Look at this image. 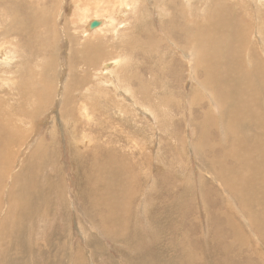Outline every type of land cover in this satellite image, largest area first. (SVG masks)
Wrapping results in <instances>:
<instances>
[{"label": "rangeland", "instance_id": "1", "mask_svg": "<svg viewBox=\"0 0 264 264\" xmlns=\"http://www.w3.org/2000/svg\"><path fill=\"white\" fill-rule=\"evenodd\" d=\"M193 2H196V6L192 7L189 12L197 14L199 18L208 16L214 4H218L219 7L224 4V9L228 13H225L226 16L228 15V21L246 28L245 36L248 43L244 45V50L248 46L257 48L259 45V53H261L263 44L258 43V37L254 38V31L256 27L259 28L260 24L263 23L264 25L263 0L262 2L259 0H193ZM146 4L149 6V3ZM81 8H84V5ZM65 12H68L67 18L71 27L75 25L85 26L87 24L88 28H91L90 23L94 24L100 21L99 19L102 21V17L91 15L86 19L84 18L80 23L74 24L71 22V16L75 12L72 9ZM157 14L154 16L156 20L159 18ZM247 14L248 16L246 17ZM259 16L261 20H259ZM131 18L130 16L129 19L124 20L125 22L122 23L123 25L121 24L122 28L120 27V29H123L126 25L125 23H128ZM150 18L152 17L149 16L147 19V25H150ZM239 19L241 22H237ZM99 24L98 27L101 26V23ZM58 26L63 27L59 23ZM125 27L127 28V26ZM95 28L97 26L93 29ZM261 33V39L264 40V28H262ZM166 36L160 35L161 46L164 48L161 53L163 62L171 59L176 60L181 57V54L174 51L175 47ZM11 37L9 36L7 41L12 40L13 37ZM102 37L103 35L100 34L82 36L79 40L80 45L88 42L99 43L102 41ZM40 44L41 42L38 45ZM11 45L6 42V47L11 48ZM52 45H55V43L53 42ZM79 48L80 46L76 45L72 47V50L77 52ZM17 49L19 50L15 55L18 57L15 58V61L11 65L6 64V66L3 64V67L0 66V69H2L0 71V83L2 82V77L9 76V73L3 72L4 68L10 69L12 67L11 69L13 70H19L21 63H26L27 58L21 57L20 47ZM51 52L54 57L58 56V49L54 50L45 46L44 57H51ZM110 52L119 56L124 54L123 51H113L111 49ZM145 58L142 55L137 58L136 56L129 57L130 65L129 69H127V74L135 75L136 83L125 81L124 73L126 69H122L124 71L121 70L120 72L121 85H129L128 89L141 102L138 105H143V108H140L142 112H138V109L134 108L130 100L124 99L125 97H118L115 91H109V93L103 91L108 87V84H105L107 79L101 77L106 76L102 71H96V75L91 73L92 81H88L84 89V95L88 97L87 100L89 101L84 104L88 107L87 112L89 115H87V112L86 114L82 113L84 112L83 108L77 101L71 104V106L73 105L72 107L70 106L72 112L70 110V112L66 111L63 116L58 115V107H55L53 112V103L48 104L43 109L38 104L30 107V110L34 109V118L30 120V122L32 121L31 123L23 124L19 130L29 137L36 135L33 141L36 147H41L42 145H47L42 149L49 147L48 158L51 163L44 170V177L41 178V182L48 189L51 183L45 176H49L50 180L58 185V189L54 191L55 193H51V205L47 206L49 210L46 211V215H49V221L45 226H40L38 230L36 228L33 235H30L32 239L30 237L26 239L27 254L24 258L26 263L23 261L24 264H43L44 259H47L48 256L53 262L60 260L61 264H142L144 260L139 261L141 259L137 258L138 255L132 253L133 246L139 238L140 241L146 242H141L142 245H145L143 248L151 245V248L153 246L159 247V244L160 247L164 244L166 247L171 245V254H167V256H176V254L174 255L176 253L174 250L178 251L179 249L175 247L176 244L173 240L171 242L170 237L172 239L176 236L179 241L184 242V238L181 236L184 233V227L179 225L180 223L177 225L169 223H175L177 218L180 221L182 215L183 217L185 216L186 221H184L190 228V233L186 234V239L192 246H195V251H198L199 254L198 261L194 264L199 261L201 263L198 264H205L204 260L206 259L204 258L208 257L201 253L204 252L202 248L210 247L208 245V243H211L209 235H214L216 224H220L222 227L224 225L223 228L228 230L230 227L234 228L237 226L238 229L242 228L245 232V241L235 240L226 245V254L228 256L235 257L239 264H264V250H261L264 249V237L262 235H258L259 237L255 236L254 232L244 221L246 217L244 218L243 216L244 220H242L240 215H238L241 209L240 202L244 203L246 197L251 196L255 200L260 199V197L264 198V179L259 181L264 178V168L255 175L257 171L256 160L258 157L264 158V134H262L264 132V63L262 64L258 61L257 57L255 58V64L250 65L247 63V73L250 78L244 83L242 97L236 94L237 91L235 90L232 91L234 92L233 96L232 93H229L230 97H227L226 93V98L223 97L222 100L217 101L218 107H215V109L211 104L210 98H213L216 94L211 91L212 89L208 88L209 91H205L191 81L187 66L185 65L184 67L183 65L182 68L180 66L183 62L179 64L171 63L170 65V69L181 70L184 73L182 78H177L176 80L167 79L166 77L165 79L162 78V83L158 87V78L154 79V75L151 76L148 71L149 67L153 65V63L149 65L153 58L149 54H146ZM135 59L137 60L135 61ZM148 59L152 61L150 62ZM236 65L235 69H240L239 61H236ZM116 69L118 70L119 67ZM234 72L235 74L233 73L232 78L236 79L237 82L239 73L238 71ZM152 79L155 82L151 85L147 97H144L143 94L139 93L141 92L139 87L147 84L149 86ZM5 83L6 86H4ZM8 84L10 83L2 82L0 85L7 87ZM257 87H261L259 89L263 90L260 94L255 91ZM238 91H240L239 88ZM123 92L129 96L127 92ZM203 92H209V96L206 94L207 97H205V94H202ZM156 94L160 98L163 96L165 102H159ZM0 96V99H3V97L8 99L7 96L1 95V93ZM154 101L158 104H155ZM227 105L231 106L232 109L227 110ZM242 105H246V114L239 110ZM79 106L82 110H80ZM154 106L158 108L155 114L152 111L151 114L149 108L153 110ZM249 109L252 110V114L249 113ZM229 111L233 113L228 114ZM54 113L57 115L55 116ZM209 115L214 121L211 126H205L203 119ZM201 121L202 125L200 126ZM245 122L250 125H243ZM24 134L22 135L25 136ZM213 136L216 137L214 138ZM258 142L260 146H258ZM113 149L114 153L117 154L114 155L118 157L115 165L123 166V171L126 172L125 177L129 178L130 189L134 190V196L132 195L130 204L131 210L125 211L127 213L124 216V220L128 223L127 231L125 230L118 236L119 238L117 237L120 241L113 240V238L103 233L101 234L96 228L93 229L90 225L89 216L87 218L90 221L85 218L81 209L79 210L78 208V206L82 207L83 204L84 175L89 174L95 177L99 170L95 166H91L89 159H92L95 155L103 156L102 150L107 151V156L110 157L108 153L112 152ZM27 155L28 153L25 154L24 158ZM220 157L227 161L224 165H210L211 160L214 159L216 162ZM204 166L207 168V172H205ZM209 169L211 172H208ZM214 170L216 174L218 172L219 174L223 173L218 180L214 179L216 177L213 173ZM47 180L49 183H47ZM7 182H9V179ZM254 187L255 189H253ZM209 189L211 192L207 194L206 190ZM225 191L228 193H225ZM149 194L152 196H149ZM227 196L236 197L238 200L235 198V202H239L236 204H239L240 207L238 206L239 208L236 209ZM232 199L234 200V198ZM11 207L12 202H9L1 216L7 214ZM261 207L263 209L255 211L260 217L264 215L263 200L259 204V208ZM129 212H131V216ZM217 217L218 219L216 220ZM37 218L38 215L36 214L31 216L34 222L37 221ZM171 218H174L173 221H171ZM148 219L151 223L147 227L144 225L149 224V222H146ZM248 219L249 215L247 214ZM208 223L212 224V230H210ZM38 225H35V227ZM151 225L153 231L148 229ZM135 232H140L139 237L136 236ZM78 233H80V236H77ZM147 236L149 237V239L147 238L148 242L145 239ZM130 241L133 242L131 243ZM8 244L0 241V249L6 248ZM58 246L60 249H57ZM127 247L128 249H126ZM57 250H59V253H57ZM78 250L80 252L76 253ZM42 252L43 254H40ZM11 254L14 256L13 253ZM213 255L214 253L211 258H214L213 262H216L215 255ZM130 258L135 263L131 262ZM128 259L131 263L128 262ZM205 262L208 264L207 260Z\"/></svg>", "mask_w": 264, "mask_h": 264}, {"label": "bare ground", "instance_id": "2", "mask_svg": "<svg viewBox=\"0 0 264 264\" xmlns=\"http://www.w3.org/2000/svg\"><path fill=\"white\" fill-rule=\"evenodd\" d=\"M259 1L262 2V0ZM222 2L224 3V1ZM146 3H149V6ZM214 3L216 2L214 1ZM195 4L196 2H193V0H0V66L3 64L11 65L15 61V58L18 57L15 54H17L19 50L17 48L19 47L21 49V57L27 58L26 63H21L19 70H13L11 69L12 67L10 69L4 68L3 72L9 73V76L2 77V82L10 84L7 87H4L6 83L4 86L0 85L1 95L8 97V99L5 97L0 99V241L5 244L9 243L6 248L0 249V264L26 263V260L24 261L25 255L27 254V248L25 247L26 239L30 235H33L36 228L38 230L40 226H45L49 221V215H46V211L49 210L47 206L51 205V193H55L54 191L58 189V185L53 183L49 176H45L51 183L48 189L41 182V178L44 177V170L51 163L48 158V154L50 153L49 147L45 149L42 148L47 145L36 147L33 142L36 135L29 137L19 130L23 124H29L30 120L34 118V109L30 110V107L38 104L43 109V107L53 103L52 110L58 107V115L63 116L64 112L70 110L71 104L77 101L83 108L84 112L82 113L86 114L88 107L84 103L89 101L87 100L88 97L84 95V89L88 81H92L90 77L91 73L95 74L96 71H102L106 76L101 77L106 78L105 84H108V87L103 91L106 93L115 91L118 97H125L124 99L130 100L131 104L139 112L143 108V105H138L141 102L128 89L129 85H121L120 72L122 69H126L124 73L125 81L129 83L135 82L136 76L127 74V69H129L130 65L129 57L136 56L137 58L142 55L145 58L146 54H149L153 58V61L148 59L150 62L152 61L149 65L153 63L148 71L151 76L154 75V79L158 78V87L162 83V78L165 79L166 77L167 79L171 78L173 80L182 78L184 73L181 70L170 69V65L171 63L179 64L183 62L184 64L182 63L180 66L181 68L183 65L184 67L185 65L187 66L191 81L202 87L205 91H209L208 88L212 89L211 91L216 94L213 98H210L214 108L218 107V100H222L223 97L226 98V93L227 97H230L229 93H232L233 96V90L237 91L236 94L242 97L244 83L250 78L247 73V63L250 65L255 64L256 57L258 61L262 64L264 63V40L261 39L262 28H264L263 23L260 24L259 28L256 27L254 31V38L258 37V43L263 44L261 53H259V45L257 48L248 46L244 50V45L248 43L245 36L246 28L228 21V15H225L227 12L224 9V4L220 7L218 4H214L209 15L203 18H199L197 14L189 12L192 7L196 6ZM83 5L84 8H81ZM70 9L75 12L71 16V22L74 24L80 23L84 18L86 19L91 15L99 18L102 17V21L99 19L100 21H97L98 24H96L97 22L94 24L90 23L91 28H88L87 24L85 26L75 25L71 27L70 21L67 18L68 12H65ZM156 14L159 15L157 20L154 17ZM130 16L132 17L131 20L125 23L126 25L124 24L127 28L124 26L123 29H120V27L122 28V23L129 19ZM149 16L152 18H150V25H147L146 22ZM233 18L235 20V16ZM259 20H261L260 16ZM237 22H241V20L239 19ZM58 23L63 27H59ZM99 23H101V26L98 27L100 25ZM230 24L231 26L229 27ZM96 26L97 28L93 29ZM164 32L165 34H163ZM96 34L103 35L101 42L96 44L88 42L80 45L79 40L82 36L87 37ZM160 35H167V39L175 47L174 51L181 54L180 59L162 61L161 53L164 51V48L161 46ZM9 36H12L13 39L7 41ZM6 42L12 44L11 48L6 47ZM40 42L41 44L38 45ZM53 42L55 45H52ZM76 45L80 46L79 51L73 52L72 47ZM45 46L46 48L51 47L54 50L58 49V56L54 57L51 52V57H44L43 52L45 51ZM64 47L65 49L63 50ZM110 49L113 51H123L124 54L123 56L113 54L110 52ZM236 61H239L240 69H235V66L237 67L238 65H236ZM117 67H119L118 70L116 69ZM234 71H238L239 73L237 82L236 79L232 78L233 73L235 74ZM152 81L149 86L147 84L139 87V91H141L139 93L143 94L144 97H147L151 85L155 82L153 79ZM157 82L154 84L155 86ZM15 86L17 87L15 88ZM98 86L101 87L100 85ZM238 88L240 91H238ZM259 88L261 89V87ZM259 88H255V91L260 94L263 90ZM123 91L127 92L129 96ZM202 94H205V97H207L206 94L209 96V92H203ZM156 97H158L159 102H165L163 96L160 98L156 94ZM154 103L158 104L156 101ZM63 105L65 106L63 107ZM226 107L227 110L232 109L231 106L227 105ZM157 108V106H154L153 110L152 108H149V110L155 114ZM80 110L82 109L80 108ZM239 110L246 114V105L240 106ZM231 113L233 112H228V114ZM249 113L252 114L251 109H249ZM87 115H89L88 112ZM62 120L64 119L62 118ZM213 121L210 115L203 119L205 126H211ZM201 125L202 121L200 122ZM243 125L249 126L250 124L245 122ZM213 137L215 138L216 136ZM258 146H260L259 142ZM102 152L103 156L99 157L95 155V157L89 159L91 166H95L99 170L95 174V177L89 174L84 175L83 204L82 207L78 206V208L79 210L81 209L85 218L89 216L91 221L87 219L91 222L90 225L93 229L96 228L101 234L103 233L113 238V240H118L117 237L122 232H125L128 226V223L124 220V216L127 213L125 211L130 209L134 190L130 189L129 178L125 177L126 172L123 171V166H118L119 164L117 166L115 165L117 163L116 158L118 157L115 156L117 154L114 153V149L112 150L113 153H108L111 158L107 156V151L102 150ZM26 153L28 155L24 158ZM223 161L224 159L221 157L216 162L213 159L210 161V165H224L227 162ZM256 164L257 171L255 175L258 174L259 170L264 168V158L258 157ZM203 168L207 172V168L205 166ZM208 172H211V170L209 169ZM213 173L216 175L214 179L217 180L223 175L222 172L221 174L219 172L216 174L215 170ZM8 179L9 182H7ZM48 180L47 183H49ZM227 191L225 193L229 192ZM206 192L209 194L211 190H206ZM149 196L152 195L149 194ZM227 198L233 203L236 209L241 206L238 215H240L242 220H244L243 216L244 218L246 217L244 221L252 232H254L255 236L262 235L264 237V215L260 217L255 212L257 209H263V207L259 208V204L262 200L264 201V198L260 197V199L255 200L251 196H248L244 199V203L240 202V206L236 204L239 202H235L236 197L227 196ZM9 202H12V207L8 210L7 214L1 216ZM129 213L131 216V212ZM34 214L38 215L37 221L35 222L34 219H31V216ZM247 214L249 215L248 220ZM182 217L180 221L177 218L175 223H169L173 225L180 223L179 225L184 227V233L181 235L184 238V242L179 241L176 236L172 239L169 236L171 242L172 240L175 242L176 246L173 243L174 246L179 249L178 251L174 250L176 253L173 252L176 256H167V254H171V245L166 247L163 243L164 245L162 247L159 244V247L153 246L151 248V245L143 248L145 245H142V243L146 242L140 241V238L135 242L132 253L138 255L137 258L141 259L139 261L144 260L146 264L196 263L199 254L198 251H195V246H192L186 239V234L190 233V228L185 223V216L183 219ZM173 219L171 218V221ZM146 222H149V224L144 225L142 223V225L148 227L151 222L149 219ZM37 224L39 225L35 227ZM211 225L209 224L210 230L213 229ZM219 225H215L216 231L214 230V235H209L211 243H208V245L210 247L202 248L204 252L201 253L208 257L204 259L207 260L208 264H216V262L217 264H239L235 257L226 254V245L235 240L245 241L246 235L244 230L242 228L238 229L237 226L234 228L230 227L228 230L223 228L224 225L223 227ZM148 229L153 231L152 225ZM139 233L135 232L137 237H139ZM79 234L77 236H80ZM82 236L84 235L82 234ZM147 238L149 239V237L147 236L145 238L148 242ZM124 240L127 242L126 239ZM170 240L168 241L170 242ZM123 243L125 242L123 241ZM259 245L262 247L261 244ZM210 248L212 249L209 250ZM43 252L40 254H43ZM78 252L80 251L78 250L76 253ZM57 253H59V250H57ZM213 253L216 262H213L215 259L211 258ZM49 257L47 259L43 258L45 260L43 264H61L60 260L53 262ZM133 257L136 258L135 256ZM130 259L132 262L133 259ZM206 260H204L205 264ZM128 262H130L129 259ZM198 263H201V261Z\"/></svg>", "mask_w": 264, "mask_h": 264}]
</instances>
